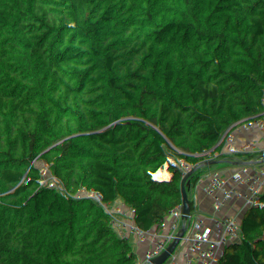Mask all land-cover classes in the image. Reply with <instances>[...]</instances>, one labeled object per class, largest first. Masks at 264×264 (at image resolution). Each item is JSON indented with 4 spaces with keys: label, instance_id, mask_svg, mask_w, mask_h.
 I'll return each mask as SVG.
<instances>
[{
    "label": "trees",
    "instance_id": "1",
    "mask_svg": "<svg viewBox=\"0 0 264 264\" xmlns=\"http://www.w3.org/2000/svg\"><path fill=\"white\" fill-rule=\"evenodd\" d=\"M264 177V0H0V264H188Z\"/></svg>",
    "mask_w": 264,
    "mask_h": 264
},
{
    "label": "crops",
    "instance_id": "2",
    "mask_svg": "<svg viewBox=\"0 0 264 264\" xmlns=\"http://www.w3.org/2000/svg\"><path fill=\"white\" fill-rule=\"evenodd\" d=\"M262 222H264V204L249 199L245 201L241 223L244 234L237 239L245 251L242 264H253L260 255L259 251L264 244V228L259 226Z\"/></svg>",
    "mask_w": 264,
    "mask_h": 264
},
{
    "label": "built area",
    "instance_id": "3",
    "mask_svg": "<svg viewBox=\"0 0 264 264\" xmlns=\"http://www.w3.org/2000/svg\"><path fill=\"white\" fill-rule=\"evenodd\" d=\"M248 199L264 204V177L260 179L257 190L246 194L244 203ZM259 226L264 228V222L260 223ZM243 234L244 231L240 227L235 238L227 240L220 251L196 257L188 264H242L245 251L243 246L237 242V239ZM260 255L262 256V262H264V244L261 247Z\"/></svg>",
    "mask_w": 264,
    "mask_h": 264
},
{
    "label": "water",
    "instance_id": "4",
    "mask_svg": "<svg viewBox=\"0 0 264 264\" xmlns=\"http://www.w3.org/2000/svg\"><path fill=\"white\" fill-rule=\"evenodd\" d=\"M253 264H264V262H262V256L259 255L257 259L253 262Z\"/></svg>",
    "mask_w": 264,
    "mask_h": 264
},
{
    "label": "rangeland",
    "instance_id": "5",
    "mask_svg": "<svg viewBox=\"0 0 264 264\" xmlns=\"http://www.w3.org/2000/svg\"><path fill=\"white\" fill-rule=\"evenodd\" d=\"M260 250H261V249H260ZM260 252H261V251H259V253H260ZM256 259H257V258H256ZM256 259H255V260H256Z\"/></svg>",
    "mask_w": 264,
    "mask_h": 264
}]
</instances>
